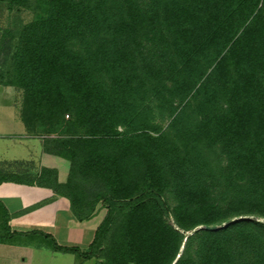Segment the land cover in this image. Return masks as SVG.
<instances>
[{
    "label": "trees",
    "instance_id": "obj_1",
    "mask_svg": "<svg viewBox=\"0 0 264 264\" xmlns=\"http://www.w3.org/2000/svg\"><path fill=\"white\" fill-rule=\"evenodd\" d=\"M2 7L0 86L22 91L28 134L66 138L73 168L60 182L0 162V184L49 188L78 221L107 211L83 250L11 231L0 202V242L39 232L96 264H264V0Z\"/></svg>",
    "mask_w": 264,
    "mask_h": 264
},
{
    "label": "crops",
    "instance_id": "obj_2",
    "mask_svg": "<svg viewBox=\"0 0 264 264\" xmlns=\"http://www.w3.org/2000/svg\"><path fill=\"white\" fill-rule=\"evenodd\" d=\"M0 102V108L6 107ZM8 104V103H7ZM25 127V125L23 124ZM26 129V127L24 128ZM20 139L11 141L5 147L7 139L0 133V162L14 163L7 166L8 170H26L37 172L41 167L56 168L44 159L43 139L28 134L18 136ZM7 141V140H6ZM14 146V147H13ZM18 148L19 153H9L8 148ZM48 156V155H47ZM6 169V168H5ZM67 173L58 170V179L65 182ZM0 202L7 208L10 215L9 226L14 232L42 230L52 233L63 246L89 247L94 232L104 217L96 214L87 221L75 219L67 198L55 195L45 187L30 186L14 182L0 184ZM86 233V234H85ZM57 251L45 249L24 242H15L13 238L0 242V264H96L97 258L83 259L74 253H62L61 263H54L60 257ZM64 255H66L64 257Z\"/></svg>",
    "mask_w": 264,
    "mask_h": 264
},
{
    "label": "rangeland",
    "instance_id": "obj_3",
    "mask_svg": "<svg viewBox=\"0 0 264 264\" xmlns=\"http://www.w3.org/2000/svg\"><path fill=\"white\" fill-rule=\"evenodd\" d=\"M11 13H8V10L6 7L0 8V27L3 28L7 26L9 21L11 20L12 16ZM21 17L24 21H29L33 18V13L29 10H23L21 12ZM22 97L23 93L21 90L14 88L12 86H0V102L5 103L7 105L6 107L0 108V133H3V136H7V141H4L6 146L8 143H11V141H15V139H20L18 136H24V132L26 129L23 126V122L20 118V106L22 103ZM8 103V104H7ZM35 135V134H34ZM43 139V145H44V152L45 157L44 159H47L49 163L52 165H55L57 170H60L67 173L66 180L70 177V172L73 168V163L71 161V153L70 149L68 147H65V137L60 136L58 133H53L51 135H41L40 136ZM88 137V136H83ZM12 144V143H11ZM14 147V146H13ZM8 148L7 151L11 154L14 153L15 150L17 153H19L18 148ZM48 155V156H47ZM106 208L98 206L97 214L99 216H102L101 214H106ZM102 221V220H101ZM40 232H43L44 234H48L45 231L40 230ZM42 233H34V234H28V235H16L13 237V240L15 242H24L33 244L36 246H40L45 249H54L53 240L51 237H45V235ZM86 234V233H85ZM50 236H52L55 240V236L50 233ZM58 243V241L56 240ZM59 244V243H58ZM62 245V244H60ZM85 250V249H83ZM57 251V250H55ZM59 254L58 258L54 259V263H61L62 253H68V252H61L57 251ZM66 255H64L65 257ZM66 258V257H65Z\"/></svg>",
    "mask_w": 264,
    "mask_h": 264
},
{
    "label": "water",
    "instance_id": "obj_4",
    "mask_svg": "<svg viewBox=\"0 0 264 264\" xmlns=\"http://www.w3.org/2000/svg\"><path fill=\"white\" fill-rule=\"evenodd\" d=\"M238 219V218H237ZM200 228H202V227H200ZM209 228H211V227H209ZM192 232H188L187 234H191Z\"/></svg>",
    "mask_w": 264,
    "mask_h": 264
}]
</instances>
